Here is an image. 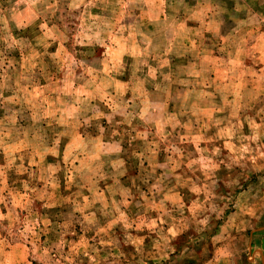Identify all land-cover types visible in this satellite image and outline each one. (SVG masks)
<instances>
[{"label": "rangeland", "instance_id": "1", "mask_svg": "<svg viewBox=\"0 0 264 264\" xmlns=\"http://www.w3.org/2000/svg\"><path fill=\"white\" fill-rule=\"evenodd\" d=\"M192 4L0 0V264H264V0Z\"/></svg>", "mask_w": 264, "mask_h": 264}, {"label": "crops", "instance_id": "2", "mask_svg": "<svg viewBox=\"0 0 264 264\" xmlns=\"http://www.w3.org/2000/svg\"><path fill=\"white\" fill-rule=\"evenodd\" d=\"M236 5L234 10L237 15H240V11L243 8V4H247L250 0H235ZM193 7H203L208 12V20L206 23L210 22L213 18H217L222 23V16L227 11L226 6L224 5V0H203L204 4L199 3L200 0H191Z\"/></svg>", "mask_w": 264, "mask_h": 264}]
</instances>
